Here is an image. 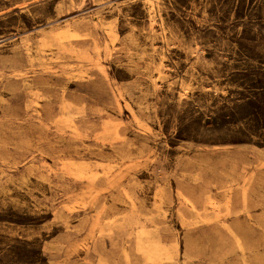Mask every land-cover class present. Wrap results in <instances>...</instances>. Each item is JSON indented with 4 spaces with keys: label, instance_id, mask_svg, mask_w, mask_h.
<instances>
[{
    "label": "rangeland",
    "instance_id": "374dc122",
    "mask_svg": "<svg viewBox=\"0 0 264 264\" xmlns=\"http://www.w3.org/2000/svg\"><path fill=\"white\" fill-rule=\"evenodd\" d=\"M0 264H264V0H0Z\"/></svg>",
    "mask_w": 264,
    "mask_h": 264
}]
</instances>
